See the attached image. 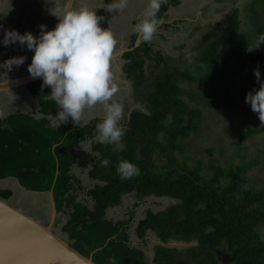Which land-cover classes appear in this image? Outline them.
Instances as JSON below:
<instances>
[{
	"label": "trees",
	"instance_id": "trees-1",
	"mask_svg": "<svg viewBox=\"0 0 264 264\" xmlns=\"http://www.w3.org/2000/svg\"><path fill=\"white\" fill-rule=\"evenodd\" d=\"M172 1L175 0L170 3ZM249 5L262 9L264 0H252ZM167 8V5L160 6L158 19ZM228 18L221 34L198 49L192 72L167 70L153 76L155 90L146 100L149 113L132 111L121 125L123 151L92 142L91 149L96 156L88 177L93 186L87 190L91 207L76 202L71 190H75L79 179L70 170L76 162L79 143L94 136L99 119L79 126L68 117L58 127L52 126L45 117L35 120L27 114L0 119V180L13 177L26 190L48 193L57 169L52 188L56 213L63 208L70 210L61 231L77 252L85 257L93 253L95 264H219L218 253L222 248L229 253L231 264H264V239L260 234L264 226V188L248 186L245 177L254 159L224 167L210 149L207 150L206 167L200 160L190 166L187 159L180 161L178 158L185 152L182 141L197 132L201 114L200 105L192 103L196 98L191 92H185L181 83L204 81L205 86L213 82L217 87L222 80L218 76L213 78L216 71L219 69L220 75L226 76L220 68L227 67L229 59L242 57V52L246 55L248 46H255L257 39L264 36V26L258 20L252 23L257 34L240 30L239 8L231 9ZM142 44L123 55L124 59L132 61L124 70L129 78L132 77L134 86L140 84L145 75L143 61L134 60ZM157 58L159 63L163 62L160 55L157 54ZM248 58L246 77L255 79L253 69L259 67L261 73L264 42L251 51ZM227 79L223 80L225 85L229 83ZM26 86L36 96L40 113L58 119L62 109L54 101L44 99L50 95L51 88H42V80ZM236 102L230 96L218 97L214 106L232 109ZM263 133L264 125L247 128L240 132L236 144L239 146L247 138ZM53 145H56L54 149ZM104 159L110 161L107 167L100 166ZM120 160L136 165L140 174L121 180L116 172ZM2 191L5 196L1 199L11 198L10 190H0V194ZM131 193L138 201L151 196L174 201L162 210L147 209L136 221L134 235L138 240L145 243L148 232L158 239L150 263L145 261L144 252L129 242L127 227L134 221V212L130 211L128 219L121 222L105 218L107 209L119 205L122 196ZM174 238L195 244L185 251L166 247Z\"/></svg>",
	"mask_w": 264,
	"mask_h": 264
},
{
	"label": "rangeland",
	"instance_id": "rangeland-1",
	"mask_svg": "<svg viewBox=\"0 0 264 264\" xmlns=\"http://www.w3.org/2000/svg\"><path fill=\"white\" fill-rule=\"evenodd\" d=\"M6 1L3 0V5H5ZM251 1L175 0L170 3L168 0V23H166L168 25L161 27V29L157 27L153 39L147 42L149 52L142 44L138 53L134 54L137 55L134 57L136 62L143 61L144 63L143 68L146 76L144 75L142 82L137 86H133L132 77L128 79L124 72L126 63L129 62L123 60L120 55L116 61L118 66L115 69V73L111 71L113 82L118 87V91L114 94L112 100L122 104L124 113L118 125H124L127 120L124 115H128V111L149 113V106L146 100L150 96L149 94L155 90L153 83L155 78L153 76L163 74L167 70H185L187 72L194 70V57L197 55L198 49L201 48L203 43H207L221 34V31L227 25L231 9L239 8L240 10V30L242 32L249 34L253 31V20H258L264 26V8L261 9L258 5H249ZM176 2L178 4L174 5ZM247 11L250 14H245ZM115 49L114 47L113 51ZM143 51H145V56L142 54ZM250 52L246 49V55L242 52V57L236 56L237 58L229 59L226 62L228 66L220 68L222 72L226 73V76L220 75L222 73L219 69L216 71L213 78L218 76L222 80V83L217 85V87L213 85V82H209L208 86H205L204 81H185L181 83V88L185 92H191L193 98H196V100H192V103L200 105L201 114L198 119L197 132L192 133L182 141L185 152L179 154L178 158L180 161H183L184 158L187 159V164L190 166L195 161L200 160L204 167L208 164L207 150L209 149L213 150V155L224 167L229 166L231 163L240 165L253 158L254 163L245 177L248 186L260 189L264 188V133L247 138L239 146L236 144L239 140L240 132L245 131L247 128L264 125L259 121L257 114L252 112L250 106L244 102L245 94L248 91L259 88V82L256 79L249 80L246 77V74L249 73L248 55ZM157 54L162 57L163 62L159 63ZM228 77L229 79H227ZM224 78L229 81L227 85L223 83ZM261 81H264V59L261 65ZM229 89H231V92H229ZM226 92H228V95ZM228 96L237 101L236 106L232 109L226 106H214L218 97L228 98ZM184 97L186 100L187 96L184 95ZM111 102V100L108 101V103ZM18 109L19 114H25L22 109ZM90 110L87 114L82 113L81 119L77 121V124H84L92 118H98L100 122L104 119L105 109L100 102H97ZM96 135L97 132L95 131L91 139L86 138L84 142L79 143L76 149V162L70 170L71 174L79 179V184H75V190H71V192L74 194L76 202H82L88 207H91V201L87 196V190L93 186V182L88 177V171L91 162L96 156L92 152L91 143L97 141ZM55 146L53 145L52 148L54 149ZM11 181L17 182L13 177H6L0 180L2 187L7 186L3 190L14 191V193H11L13 196L7 201H10L16 209L29 214L34 219H38L43 225H47L51 213L48 193L26 190L20 185L19 187L15 185L11 189L9 187L13 185ZM4 192L2 191L0 197L5 196ZM171 202L174 201L152 196L138 201L134 197V193L126 194L122 196V201L119 205L107 209L105 218L115 223L117 221L121 222L127 220L130 211H133L134 221L127 227L129 242L132 246L141 249L144 252L145 261L150 263L153 258L154 248L159 242L155 234L151 232H148L145 243L138 240L134 235L136 221L144 216L147 209H152L153 211L162 210ZM136 204H138L137 207H135ZM67 211L69 212L70 210L63 208L61 212L56 214L52 228L63 239L72 243L68 236L61 231L62 226L69 218ZM260 234L264 239V226L260 228ZM194 244V241L186 242L174 238L170 239L165 246L177 251H185V249ZM218 262L219 264H231L229 253L225 248L219 251Z\"/></svg>",
	"mask_w": 264,
	"mask_h": 264
},
{
	"label": "clouds",
	"instance_id": "clouds-1",
	"mask_svg": "<svg viewBox=\"0 0 264 264\" xmlns=\"http://www.w3.org/2000/svg\"><path fill=\"white\" fill-rule=\"evenodd\" d=\"M128 2L129 0H117L108 10L122 11L128 6ZM162 2L163 0H148L143 13L144 19L132 29L137 44L153 39L160 22L157 13ZM57 18L58 23L52 30L45 31L46 26L40 25V34L35 37L30 32L20 34L14 29L5 30L2 43L7 46L18 42L33 52L27 66L29 76L40 78L42 88L49 86L51 93L44 96V99L54 101L62 109L58 113V119L52 121L55 127L68 117L73 122L80 121L86 107L100 102L104 106L105 116L95 125L96 140L101 144L112 145L116 151H123L125 145L121 138L124 136V129L118 125L123 118V108L122 104L112 100L118 91L110 70V60L116 44L113 34L108 29H101L99 21L103 18L86 8L72 9L69 6ZM262 42L264 36H260L255 46H248L247 50L253 51ZM24 59L23 56L9 58L0 64V68L11 71L13 66L21 65ZM253 76L259 82V88L248 91L244 102L264 124V81H261L259 67L253 69ZM110 100L112 102L108 103ZM167 121L171 122L170 116ZM109 163L108 159H104L100 161V166L107 167ZM116 172L121 180H129L140 174L139 168L127 160L118 162Z\"/></svg>",
	"mask_w": 264,
	"mask_h": 264
},
{
	"label": "crops",
	"instance_id": "crops-1",
	"mask_svg": "<svg viewBox=\"0 0 264 264\" xmlns=\"http://www.w3.org/2000/svg\"><path fill=\"white\" fill-rule=\"evenodd\" d=\"M72 9L86 8L90 11H93L97 17H102L99 21V26L101 29H108L112 32L113 37L116 41L115 51L112 53L110 60V70L114 71L117 68L118 56L122 55L121 53H126L133 51L137 48L139 44L136 43V36L133 34V26L144 19V10L147 7L148 0H129L128 6L124 10L112 9L108 10L111 7V4H115L117 0H72ZM170 1V0H169ZM3 2V0H2ZM167 5L168 0H163L160 6ZM66 6V0H7L5 5H1L0 10V64L5 60L12 57H25L24 62L19 66H13L11 71L7 69L0 68V82L6 81L8 79H15L22 76L29 75L27 72V66L31 62V57L33 52L26 49L24 45L19 44H9L4 46L2 41L4 38L5 30H16L18 33L23 34L25 32H30L34 37L40 34V25H45V31L52 30L55 25L58 23L57 15ZM168 9V8H167ZM26 16L31 18H26ZM168 10L163 14L159 19L158 27H163L168 24ZM167 21V22H166ZM162 36V35H161ZM146 49L149 52L147 42H142ZM121 48V51H118L117 48ZM145 56V51L142 52ZM126 62L131 64V59L126 58ZM128 63H126L127 65ZM144 65V63H143ZM126 67V66H125ZM144 69V68H143ZM145 71V70H144ZM125 72V70H124ZM126 73V72H125ZM117 74V73H116ZM127 76V74H126ZM117 77V76H116ZM128 79H130L127 76ZM133 82V81H132ZM119 86V85H118ZM134 86V85H133ZM97 104V103H96ZM95 104V105H96ZM22 109V112L31 116L35 120H40L45 117L52 126L53 118L52 116H44L40 113V108L37 102L36 96L27 89L26 85H21L7 89L3 92H0V118L7 119L11 115L19 114V109ZM92 107H86L83 112L88 113L91 111ZM82 112V113H83ZM124 115V117L129 116ZM98 119L92 118L91 120ZM88 121V122H89ZM88 122H85V125ZM77 124V122H75ZM79 125V124H77ZM80 126V125H79ZM55 127V126H54ZM86 139H83L81 142H84ZM80 142V143H81ZM92 146V143H91ZM12 187L17 185L18 182L11 181ZM7 187V186H6ZM0 185V190L6 189ZM14 193V191L12 190ZM13 196V194H12ZM13 206V204L9 201Z\"/></svg>",
	"mask_w": 264,
	"mask_h": 264
},
{
	"label": "water",
	"instance_id": "water-1",
	"mask_svg": "<svg viewBox=\"0 0 264 264\" xmlns=\"http://www.w3.org/2000/svg\"><path fill=\"white\" fill-rule=\"evenodd\" d=\"M68 0L65 8L72 6ZM2 0H0L1 10ZM64 8V9H65ZM41 80L29 75L0 82V92L13 87L27 85ZM57 169L51 189L50 220L47 225L11 206L0 198V264H95L91 253L88 257L77 252L69 241L52 231L56 217L52 188L57 177Z\"/></svg>",
	"mask_w": 264,
	"mask_h": 264
},
{
	"label": "flooded vegetation",
	"instance_id": "flooded-vegetation-1",
	"mask_svg": "<svg viewBox=\"0 0 264 264\" xmlns=\"http://www.w3.org/2000/svg\"><path fill=\"white\" fill-rule=\"evenodd\" d=\"M67 1H68V0H66V3H67ZM2 4H3V2H2ZM26 18H31V19H32V16H30V17L26 16ZM252 30H253L254 34H257V33H256V30H255L254 27H253ZM117 50H118V51H121L122 49H121V48H117ZM121 54H122V55H120V56H122V59H123V55H124L125 53H121ZM121 201H122V199H121ZM106 211H107V210H106ZM27 215H29V214H27ZM31 217H32V216H31ZM32 218H33V217H32ZM35 219H36V218H35ZM36 220H38V219H36ZM38 221H39V220H38ZM41 223H42V222H41ZM52 231H53V228H52ZM53 232H54V231H53Z\"/></svg>",
	"mask_w": 264,
	"mask_h": 264
}]
</instances>
